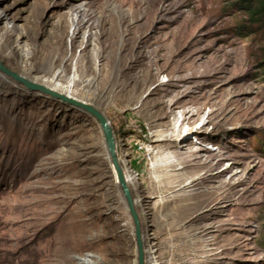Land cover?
<instances>
[{"label": "rangeland", "instance_id": "obj_1", "mask_svg": "<svg viewBox=\"0 0 264 264\" xmlns=\"http://www.w3.org/2000/svg\"><path fill=\"white\" fill-rule=\"evenodd\" d=\"M0 58L105 113L146 264H264V17L238 0H0ZM85 259L136 264L100 124L0 77V264Z\"/></svg>", "mask_w": 264, "mask_h": 264}, {"label": "water", "instance_id": "obj_2", "mask_svg": "<svg viewBox=\"0 0 264 264\" xmlns=\"http://www.w3.org/2000/svg\"><path fill=\"white\" fill-rule=\"evenodd\" d=\"M0 70L5 74L11 76L15 81L24 84L26 87L30 89L41 90L46 94H50L53 97L60 98L61 100L77 107L82 110H85L90 115L95 117V119L99 122L101 131L103 133L105 146L110 157V161L115 169V173L117 175L118 185L121 189V192L124 196L126 201V205L129 211V214L133 220L134 224V233H135V241H136V264H146L145 262V247H144V239H143V231L141 226V220L139 213L135 207V202L131 190L127 184L125 174L123 172L122 166L119 162V157L117 154V142H116V135L114 132L113 127L111 126L109 120L105 116L103 112L95 108L91 104H87L83 101L75 99L73 97H69L65 94L57 92L53 89L45 87L41 84L31 82L24 76L14 72L13 70L6 67L0 61Z\"/></svg>", "mask_w": 264, "mask_h": 264}, {"label": "bare ground", "instance_id": "obj_3", "mask_svg": "<svg viewBox=\"0 0 264 264\" xmlns=\"http://www.w3.org/2000/svg\"><path fill=\"white\" fill-rule=\"evenodd\" d=\"M0 61H1V63H3L6 67H8L9 69H11V70H13L14 72H17L18 74H20V75H22V76H24L25 78H27L28 80H30L31 82H34V83H40V81L37 79V77H35V76H33L32 75V72H33V70L32 69H18V68H14V67H12V66H9V65H7L6 64V62L5 61H3L1 58H0ZM0 77L3 79V80H5V81H12V82H15V83H20V82H17V81H15L11 76H9V75H7V74H5L4 72H2L1 70H0ZM53 81L51 80V81H48V83H40L41 85H43V86H45V87H48V88H50V89H53V90H55V91H57V92H60V93H62V94H65V95H67V96H69V97H73V98H75L72 94H70V93H66V92H62V90L61 89H59L57 86H53V83H52ZM23 87H25V88H27V89H30V88H28V87H26L24 84H22V83H20ZM67 87V86H66ZM69 87V86H68ZM30 90H36V89H30ZM37 91H39V92H42L41 90H37ZM44 93V92H43ZM76 99V98H75ZM81 101V100H80ZM83 102H85V101H83ZM85 103H87V104H91V103H88V102H85ZM100 104V103H99ZM91 105H93L95 108H97L98 110H100L99 109V106H97V105H94V104H91ZM80 109V108H79ZM101 111V110H100ZM102 112V111H101ZM105 114V113H104ZM106 116V115H105ZM94 118V117H93ZM117 142V141H116ZM117 154H118V147H117ZM118 157H119V154H118ZM109 160H110V157H109ZM111 162V161H110ZM119 162H120V164H121V161H120V158H119ZM122 166V165H121ZM122 169H123V167H122ZM123 172H125L124 170H123ZM125 174V178H126V181H127V184H128V186H129V188H130V190H131V187H130V185H133V180H131L129 177H128V175L126 174V173H124ZM116 178H117V175H116ZM131 193H132V190H131ZM132 195H133V193H132ZM133 198H134V196H133ZM134 202H135V199H134ZM135 207H136V202H135ZM155 261V260H154ZM85 263H87V264H90L91 263V261L89 260V259H85V261H84ZM145 262H146V258H145ZM154 264H156V263H154Z\"/></svg>", "mask_w": 264, "mask_h": 264}, {"label": "trees", "instance_id": "obj_4", "mask_svg": "<svg viewBox=\"0 0 264 264\" xmlns=\"http://www.w3.org/2000/svg\"><path fill=\"white\" fill-rule=\"evenodd\" d=\"M252 16L264 17V0H238Z\"/></svg>", "mask_w": 264, "mask_h": 264}]
</instances>
